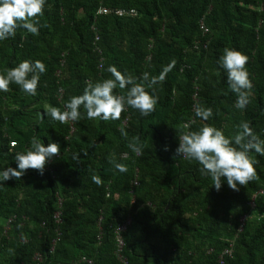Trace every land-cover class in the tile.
Returning <instances> with one entry per match:
<instances>
[{
    "label": "trees",
    "instance_id": "trees-1",
    "mask_svg": "<svg viewBox=\"0 0 264 264\" xmlns=\"http://www.w3.org/2000/svg\"><path fill=\"white\" fill-rule=\"evenodd\" d=\"M39 20V35L18 28L0 41V72L25 59L47 69L35 95L14 83L0 91V171L17 167L16 153L33 137L59 143L61 153L43 174L29 169L0 183V264H120L114 231L129 216L130 264H219L232 239L227 264H264V194L239 232L264 187V155L251 153L257 178L238 191L226 180L217 191L196 161L176 155L179 132L205 123L231 138L247 121L264 140V0H46ZM225 48L248 57L253 89L244 109L235 107L220 65ZM110 65L137 78L169 67L164 82L149 89L158 97L155 111L142 116L128 107L119 120L104 121L87 119L81 108L82 118L67 124L48 115L47 108L63 110L82 94L87 81L110 78ZM194 107L213 115L204 121ZM133 137L143 144L140 154L127 146ZM110 156L127 171L115 169Z\"/></svg>",
    "mask_w": 264,
    "mask_h": 264
},
{
    "label": "clouds",
    "instance_id": "clouds-1",
    "mask_svg": "<svg viewBox=\"0 0 264 264\" xmlns=\"http://www.w3.org/2000/svg\"><path fill=\"white\" fill-rule=\"evenodd\" d=\"M45 3L46 0H0V41L15 37L18 28L39 35V17L44 15ZM247 63L248 57L235 48H225L220 57V65L227 72L228 85L237 95L235 107L238 109H244L250 103L253 89ZM46 70V65L39 59L35 62L22 60L17 66L0 72V91L7 92L14 83L24 93L35 95L40 76ZM168 70L169 67H166L158 76L144 72L137 78L110 65L107 68L110 78L95 83L87 81L83 93L71 96L63 110L49 107L46 111L53 120L62 124L81 119V108L89 120H119L128 107L147 116L155 111L158 102V97L149 89L163 83ZM117 89L121 90L120 93H117ZM196 115L207 121L213 115V110L210 107H197ZM121 134L127 139L128 134L123 127ZM127 146L136 154H140L143 149V144L137 137L129 140ZM253 151L264 155V140L253 132L249 122L241 121L238 131L231 138L223 130L207 123L198 130L179 132L176 155L182 154L183 159L196 161L201 166V175L210 177L212 186L217 191L221 189L224 180L229 188L238 191L240 186H247L257 178L255 164L258 160L251 155ZM60 153L59 143L50 142L45 146L38 138L33 137L31 146L26 151L16 153L14 159L17 167L0 171V183L12 178L20 180L29 169L43 174L49 160ZM109 162L115 169L127 171L126 165L117 162L114 157L110 156ZM91 179L98 185L101 183L100 177L95 174Z\"/></svg>",
    "mask_w": 264,
    "mask_h": 264
},
{
    "label": "built area",
    "instance_id": "built-area-1",
    "mask_svg": "<svg viewBox=\"0 0 264 264\" xmlns=\"http://www.w3.org/2000/svg\"><path fill=\"white\" fill-rule=\"evenodd\" d=\"M109 12L108 8H101L99 10V13H105L107 14ZM119 15H123L124 12L122 11H119L118 12ZM94 28V27H93ZM95 29V28H94ZM201 30L203 31L204 34H208L210 32V29L209 27L206 25V23L204 22V20L201 21ZM99 40V36L97 35L96 36V41ZM194 109L196 110V108L194 107ZM126 123V122H125ZM185 126H188V123L185 124ZM16 143L15 142H12L11 143V146H15ZM126 156V155H125ZM135 185L138 184L137 181L134 182ZM264 194V187L261 188L259 191H257L253 196H252V199L251 201L249 202V205H250V212L246 213L245 215H243L240 219H239V232H241L245 226V223L247 221V219L249 217H251V214H252V210L255 208V205H256V199L259 195H262ZM135 200L133 199L132 200V203H134ZM56 218H57V221L59 222L60 221V218H59V213L56 214ZM12 219L9 220L8 222V225L6 227V232L8 231L9 229V224L11 223ZM131 222H132V219L131 217L129 216L124 222L122 223H119L116 227H115V231H114V234H115V242H116V250H115V254L119 260V263L120 264H130L127 256L125 255L124 251H125V238H124V234L125 232L127 231L128 227L131 225ZM60 233V232H59ZM237 237V235H236ZM56 239L53 240V243H52V251L54 250V247H55V243H56ZM234 244H235V239H232L229 241L228 245L223 249V251L221 252V254L219 255V258H218V263L219 264H227V260L228 259H231L234 255ZM35 259L38 261V262H42V255L41 254H37ZM83 261H87L89 263H91L90 260L86 259V258H83L82 259Z\"/></svg>",
    "mask_w": 264,
    "mask_h": 264
}]
</instances>
